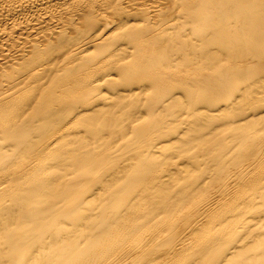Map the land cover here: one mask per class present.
I'll return each mask as SVG.
<instances>
[{"label":"bare ground","instance_id":"bare-ground-1","mask_svg":"<svg viewBox=\"0 0 264 264\" xmlns=\"http://www.w3.org/2000/svg\"><path fill=\"white\" fill-rule=\"evenodd\" d=\"M0 264H264V0H0Z\"/></svg>","mask_w":264,"mask_h":264}]
</instances>
